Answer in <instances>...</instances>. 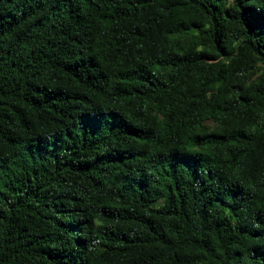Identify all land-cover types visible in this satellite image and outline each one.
I'll return each mask as SVG.
<instances>
[{
  "label": "trees",
  "instance_id": "1",
  "mask_svg": "<svg viewBox=\"0 0 264 264\" xmlns=\"http://www.w3.org/2000/svg\"><path fill=\"white\" fill-rule=\"evenodd\" d=\"M0 264H264V0H0Z\"/></svg>",
  "mask_w": 264,
  "mask_h": 264
}]
</instances>
